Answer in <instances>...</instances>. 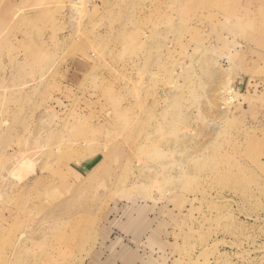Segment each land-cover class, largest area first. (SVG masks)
<instances>
[{"label":"rangeland","instance_id":"rangeland-1","mask_svg":"<svg viewBox=\"0 0 264 264\" xmlns=\"http://www.w3.org/2000/svg\"><path fill=\"white\" fill-rule=\"evenodd\" d=\"M0 264H264V0H0Z\"/></svg>","mask_w":264,"mask_h":264}]
</instances>
